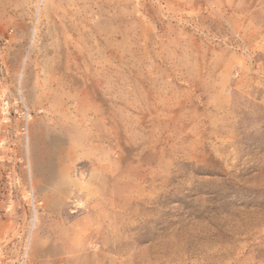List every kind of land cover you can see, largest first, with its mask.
<instances>
[{
    "label": "rangeland",
    "instance_id": "obj_1",
    "mask_svg": "<svg viewBox=\"0 0 264 264\" xmlns=\"http://www.w3.org/2000/svg\"><path fill=\"white\" fill-rule=\"evenodd\" d=\"M0 264H264V0H0Z\"/></svg>",
    "mask_w": 264,
    "mask_h": 264
},
{
    "label": "built area",
    "instance_id": "obj_2",
    "mask_svg": "<svg viewBox=\"0 0 264 264\" xmlns=\"http://www.w3.org/2000/svg\"><path fill=\"white\" fill-rule=\"evenodd\" d=\"M1 109L3 110L4 113L7 112V105L6 103H4L1 107ZM16 114L19 118L24 119L26 122L29 121L31 119V114L29 113V111H27V109H20L19 111L16 110ZM22 132L26 131V125L21 127Z\"/></svg>",
    "mask_w": 264,
    "mask_h": 264
}]
</instances>
